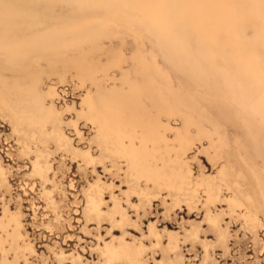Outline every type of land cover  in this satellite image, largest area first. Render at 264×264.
I'll list each match as a JSON object with an SVG mask.
<instances>
[{"label": "bare ground", "instance_id": "6f19581e", "mask_svg": "<svg viewBox=\"0 0 264 264\" xmlns=\"http://www.w3.org/2000/svg\"><path fill=\"white\" fill-rule=\"evenodd\" d=\"M66 1L0 0V119L22 153L34 154L32 176L45 178L49 144L94 162L72 149L54 102L56 85L74 79L84 93L78 110L65 111L90 125L99 160L125 165L145 197L224 200L256 237L264 225V0ZM206 105L228 119L210 117ZM204 143L219 168L192 179L187 154ZM100 200L98 189L85 195L86 216H102ZM141 252L106 245L100 256L137 264Z\"/></svg>", "mask_w": 264, "mask_h": 264}, {"label": "rangeland", "instance_id": "374dc122", "mask_svg": "<svg viewBox=\"0 0 264 264\" xmlns=\"http://www.w3.org/2000/svg\"><path fill=\"white\" fill-rule=\"evenodd\" d=\"M178 76L182 86L189 85ZM56 89L55 106L63 111L72 149L89 153L94 162L49 144L45 178L34 177V154L22 153L11 126L0 119V264H106L100 256L106 245L142 249L137 264H264V225L254 237L241 212L232 213L224 200L205 205L201 196L187 206L176 205L166 191L140 194L125 165L97 158L94 131L75 119L84 93L80 84L68 78ZM205 111L215 119H228L214 105H206ZM236 135H241L239 128ZM205 147L197 144L187 154L192 179L213 177L219 168L207 158ZM245 149L258 157L251 140ZM91 189L99 190L100 218L84 213ZM209 218L216 220V227Z\"/></svg>", "mask_w": 264, "mask_h": 264}]
</instances>
